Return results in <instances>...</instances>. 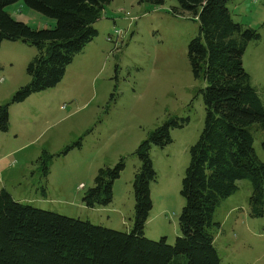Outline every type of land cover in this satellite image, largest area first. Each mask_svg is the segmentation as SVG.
<instances>
[{
  "label": "rangeland",
  "instance_id": "1",
  "mask_svg": "<svg viewBox=\"0 0 264 264\" xmlns=\"http://www.w3.org/2000/svg\"><path fill=\"white\" fill-rule=\"evenodd\" d=\"M227 7L234 21L256 28L260 35L248 43L242 62L264 104V0H228ZM5 10L33 28L55 24L23 0ZM94 26L98 35L74 56L60 82L10 104L9 128L0 131V189L43 210L128 231L134 218L132 181L139 166L130 154L165 120L188 119L170 130L172 142L150 151L156 179L150 183L153 206L144 235L152 240L164 236L173 243L180 235V189L189 148L205 117L198 92L204 83L193 77L187 59L188 42L199 24L177 0L159 6L111 0ZM36 53L35 46L21 40L1 42L0 105L29 82L27 65ZM252 133L253 147L264 163V133L258 128ZM66 146L71 148L58 155ZM43 151L55 155L48 162V176L38 170ZM122 156H127L126 166L114 181L112 201L86 206L82 197L94 185L98 169L113 166ZM237 185L236 193L214 212L220 224L213 228L214 246L221 264H264V215H249L250 182L239 180Z\"/></svg>",
  "mask_w": 264,
  "mask_h": 264
},
{
  "label": "trees",
  "instance_id": "2",
  "mask_svg": "<svg viewBox=\"0 0 264 264\" xmlns=\"http://www.w3.org/2000/svg\"><path fill=\"white\" fill-rule=\"evenodd\" d=\"M18 0H0V44L21 40L37 48L27 65L30 80L0 105V131L9 128V106L31 94L54 87L66 66L91 42L95 22L111 0H23L55 20L52 28H33L18 21L5 7ZM162 5L164 0H139ZM191 14L199 30L188 42L187 59L195 79L203 81L198 92L205 110L203 128L190 146V160L181 181L184 205L178 216L180 235L173 243L166 237H145V222L153 203L150 183L156 179L150 151L172 138L170 130L188 119L170 117L150 131L130 154L139 160L132 181L134 218L128 231H118L88 220L68 217L15 200L0 189V264H221L214 246V212L220 202L238 190L237 181L248 180L249 215H264V163L253 147V128L264 133V104L242 62L249 42L257 40L256 28L232 19L228 0H177ZM173 14H178L173 8ZM111 35V34H110ZM108 35V37L110 36ZM108 39V38H107ZM77 146L81 143L77 142ZM264 151V139L261 142ZM66 146L58 155L65 154ZM54 154L43 151L38 170L48 176ZM127 156L99 168L83 203L106 206L113 198V184L126 166Z\"/></svg>",
  "mask_w": 264,
  "mask_h": 264
},
{
  "label": "built area",
  "instance_id": "3",
  "mask_svg": "<svg viewBox=\"0 0 264 264\" xmlns=\"http://www.w3.org/2000/svg\"><path fill=\"white\" fill-rule=\"evenodd\" d=\"M116 32V35L118 36L119 35V32L118 31H115ZM111 38H112V35H110L109 37H108V40H111ZM82 185H80V187H81Z\"/></svg>",
  "mask_w": 264,
  "mask_h": 264
}]
</instances>
